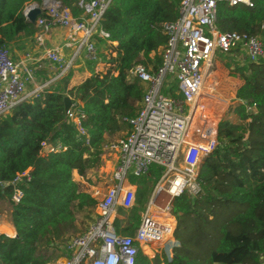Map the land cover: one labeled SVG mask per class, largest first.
<instances>
[{
    "label": "trees",
    "instance_id": "obj_1",
    "mask_svg": "<svg viewBox=\"0 0 264 264\" xmlns=\"http://www.w3.org/2000/svg\"><path fill=\"white\" fill-rule=\"evenodd\" d=\"M34 1L42 0H0V49L11 48L22 37L37 42L38 27L24 16V9ZM61 1L74 15L80 14L77 0ZM181 1L113 0L102 28L117 46L99 41L116 52L112 59L100 54L114 66L69 89L70 70L37 97L0 117V199L11 203L18 230L15 238L0 235V264H50L60 255L49 254V249L57 250L58 241H68L65 235L75 228L77 214L94 212L97 199L82 189L74 173L86 177L92 169H99L106 135L122 130L121 121L136 115L144 87L130 81L128 71L135 63L154 70L161 65L159 51L168 38L164 24L180 16ZM252 1L253 6L220 2L218 30L264 42V0ZM229 54L238 58L237 52ZM239 61L243 64L234 72L241 80L236 88L238 122L219 124L218 146L201 165V193L174 200V238L179 245L173 259L152 263L140 251L136 264H264V60ZM66 95L83 105L89 145L66 116ZM43 142L62 149L43 153ZM25 171L29 177L24 176L19 184L24 195L15 203L12 183ZM162 172V167L152 165L147 173L129 178L137 187V200L121 218L122 234L132 236L138 229L140 212Z\"/></svg>",
    "mask_w": 264,
    "mask_h": 264
},
{
    "label": "built area",
    "instance_id": "obj_2",
    "mask_svg": "<svg viewBox=\"0 0 264 264\" xmlns=\"http://www.w3.org/2000/svg\"><path fill=\"white\" fill-rule=\"evenodd\" d=\"M112 1L77 0L81 12L74 15L61 0H42L38 6L45 16L41 13L36 20L40 36L55 26L66 28L68 40L76 46L75 54L85 51L88 60L97 64L95 73H106L114 64L101 58L97 40L117 46L102 28ZM220 2L253 6L252 0H182L180 16L164 24L168 38L159 51L161 65L156 70L142 63L130 67L129 80L144 87V96L136 115L123 119L129 127L126 135L104 145V151L115 154L114 183L103 196L98 189L91 193L97 199L94 221L83 234L69 240L63 258L50 264H136L143 247L161 245L173 237L177 226L174 200L184 194L196 197L201 193V165L218 146L219 125L204 115V102L209 96L205 93V83L215 71L216 52L229 54L240 48L250 62L264 60V42L258 37L218 30ZM34 4L24 9L26 18ZM115 56L116 52L110 48L108 59ZM48 59L59 65L62 72L72 63L58 51L48 52ZM100 64L104 67L98 69ZM31 81H35L33 69L16 62L10 48H1L0 117L28 97H37L46 87L36 85L30 94L27 89ZM66 116L89 145L83 105L73 99ZM42 146L46 154L62 149L48 142ZM152 165L162 167L163 172L142 212L140 225L132 236L119 233L115 226L117 208L131 210L137 200V187L134 185L135 191L128 174L143 175ZM24 176L29 177V171L18 174L12 183L15 203L24 195L19 186ZM146 248L143 253L150 256Z\"/></svg>",
    "mask_w": 264,
    "mask_h": 264
},
{
    "label": "rangeland",
    "instance_id": "obj_3",
    "mask_svg": "<svg viewBox=\"0 0 264 264\" xmlns=\"http://www.w3.org/2000/svg\"><path fill=\"white\" fill-rule=\"evenodd\" d=\"M101 50H106L105 44H100ZM109 49V48H108ZM107 49V50H108ZM102 51V53H104ZM233 52H237L236 57L239 59H243L246 56V52L240 48L238 50H234ZM84 57V56H83ZM233 54H224L221 51L216 52L215 56V71L209 76L205 83V93H207V101L204 102L206 110L204 112V115L207 119H210V121H213L215 125H218L223 120H232L233 122H238V102L239 99L236 97V88L237 85L241 82V80L238 78V76L234 73L237 69L238 65H241L242 61H239V59H234ZM102 59L103 56H101ZM230 64V68L227 67V64ZM216 67V68H215ZM243 67V66H242ZM90 68V66H89ZM201 120H197V122H200ZM122 124V130L118 131L117 133L113 134V137L109 138V142H114L122 137H124L125 132L129 129L128 125L121 121ZM195 127H198V124L195 125ZM113 158V157H112ZM102 165L98 169V180H94L97 178V173L94 174L93 171H90L88 173V178L81 179L79 183L82 186V189L86 191L87 189L92 191L90 189L91 186H95L98 189L99 195L103 196L108 189L111 187V185L114 183L113 181V173L114 168H106L107 170H101ZM97 171V170H94ZM132 174H128V178H130ZM84 183V184H83ZM129 183V182H128ZM131 185V184H130ZM133 188L136 191V187L133 185ZM99 196V197H100ZM101 198V197H100ZM11 204H9L10 206ZM126 209H124L122 206H119L117 208V217L115 219V226L119 233H121L120 228L118 226L121 225L123 221H121V218L124 217L125 214H127ZM141 210V214H142ZM96 210H94L93 213H89L88 210H85L83 212H79L77 214V221L75 224V228H71L68 233H66L65 238L63 241H58V249H49L48 253L52 254L55 253L59 254L60 257L58 259H61L65 255L66 247H63V243L66 244L64 246H67L69 240L72 238L83 234L85 232L90 224L94 221V218L96 216ZM176 217V216H175ZM179 245V242L174 238V235L172 238L168 239L164 244L157 245V246H150L148 249L146 247L142 248L143 250L146 248L147 251H149L150 260L152 263H157V261H164L165 259L172 260L174 257V248ZM57 260V259H56ZM55 262L53 260L51 263Z\"/></svg>",
    "mask_w": 264,
    "mask_h": 264
},
{
    "label": "crops",
    "instance_id": "obj_4",
    "mask_svg": "<svg viewBox=\"0 0 264 264\" xmlns=\"http://www.w3.org/2000/svg\"><path fill=\"white\" fill-rule=\"evenodd\" d=\"M32 3L39 4L35 1ZM38 29L39 31L36 37L37 42L30 37H22L14 41L10 48L12 58L16 62L28 65L34 71L35 81L29 82L27 89L28 93L31 94L36 85H46L42 91L48 89L55 80L65 76L70 70L73 71V75L69 84V89L81 84L87 77L96 72L97 64L88 60L85 51H82L79 55L75 54L76 46L68 40L66 28L55 26L48 32H44L42 36H40L41 29ZM101 43L103 42L97 40L100 54L104 51L100 48ZM109 49L104 51L106 55H108ZM50 51H58L66 61H72L70 68L62 72L59 65L48 59V52ZM101 66L102 64L98 65V69L104 67ZM47 78H49V80H46ZM32 98L33 96H30L27 100ZM127 131L125 132V135ZM111 137H113L112 134L106 135L107 143H109L108 140ZM112 154L113 153H110L107 150L104 151L102 155V171L107 170L106 168L115 166V154ZM91 171H93L94 174L97 173V178L94 180H98V169H92ZM74 178L78 182L83 179L80 178V175L77 172L74 173ZM89 187L92 191L88 189L86 191L90 194L97 190V187L95 186L90 185ZM9 204L11 203L8 199H0V235L4 234L8 237L15 238L18 237V230L12 218V205L9 206Z\"/></svg>",
    "mask_w": 264,
    "mask_h": 264
},
{
    "label": "water",
    "instance_id": "obj_5",
    "mask_svg": "<svg viewBox=\"0 0 264 264\" xmlns=\"http://www.w3.org/2000/svg\"><path fill=\"white\" fill-rule=\"evenodd\" d=\"M41 13H42V8H40V6H38V4L36 3L34 4V8H32L27 14V19L32 23H36V20ZM72 103H73V99L69 95H66L64 97L65 113H67V111L70 109Z\"/></svg>",
    "mask_w": 264,
    "mask_h": 264
},
{
    "label": "bare ground",
    "instance_id": "obj_6",
    "mask_svg": "<svg viewBox=\"0 0 264 264\" xmlns=\"http://www.w3.org/2000/svg\"><path fill=\"white\" fill-rule=\"evenodd\" d=\"M72 47V46H71Z\"/></svg>",
    "mask_w": 264,
    "mask_h": 264
}]
</instances>
